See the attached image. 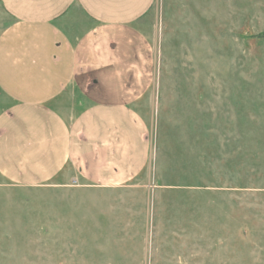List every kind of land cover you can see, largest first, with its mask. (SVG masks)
I'll use <instances>...</instances> for the list:
<instances>
[{
	"label": "rangeland",
	"instance_id": "obj_1",
	"mask_svg": "<svg viewBox=\"0 0 264 264\" xmlns=\"http://www.w3.org/2000/svg\"><path fill=\"white\" fill-rule=\"evenodd\" d=\"M11 22L0 5V34ZM141 28L147 169L118 187L0 181V264H264V0H156Z\"/></svg>",
	"mask_w": 264,
	"mask_h": 264
},
{
	"label": "crops",
	"instance_id": "obj_2",
	"mask_svg": "<svg viewBox=\"0 0 264 264\" xmlns=\"http://www.w3.org/2000/svg\"><path fill=\"white\" fill-rule=\"evenodd\" d=\"M156 0H0V181L118 187L151 158L142 107ZM74 180V182H73Z\"/></svg>",
	"mask_w": 264,
	"mask_h": 264
}]
</instances>
